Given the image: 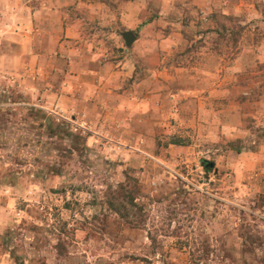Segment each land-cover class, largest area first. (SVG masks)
<instances>
[{
  "label": "rangeland",
  "instance_id": "obj_1",
  "mask_svg": "<svg viewBox=\"0 0 264 264\" xmlns=\"http://www.w3.org/2000/svg\"><path fill=\"white\" fill-rule=\"evenodd\" d=\"M40 1L0 0V264H264V0L65 6L87 56L128 65L112 88L162 93L93 119L53 99L47 40L25 48Z\"/></svg>",
  "mask_w": 264,
  "mask_h": 264
},
{
  "label": "crops",
  "instance_id": "obj_2",
  "mask_svg": "<svg viewBox=\"0 0 264 264\" xmlns=\"http://www.w3.org/2000/svg\"><path fill=\"white\" fill-rule=\"evenodd\" d=\"M81 3L82 0H41L37 6H30L29 8L31 17L38 20L36 24L38 29L36 30H39L42 37H38L39 35L37 34L32 37L29 49L25 47L27 52L34 53L33 46L36 45V42L45 43L47 40V43L50 45V54L56 52L57 55L55 56L56 62L49 60L50 66L48 68L51 71L49 75L57 80L65 77L63 90L54 95L53 99L55 101L59 100V102L68 101L67 105L68 107L70 106L71 110L78 111L84 116L92 117V119L94 116L102 115L104 109L113 115L122 116L127 114L130 107L137 106L139 113L143 112V114H146V111L148 113L153 106L152 101L155 98H160L162 95L161 92L157 91L158 89L156 91L153 90L152 93H148V90L144 92L141 90L134 91L133 86L118 89L119 87L115 85L112 88L113 83L118 84L121 75L125 74L123 68L128 65L123 66L122 62L117 60L103 62L98 52L93 49L90 51L92 56L89 57L87 56L89 53L87 54L86 51L88 49L77 46L79 44L77 39L81 38V35L85 33V19L77 16L76 18H70L67 22H63L64 12H62V9L69 5L80 6ZM16 14L17 20H21L22 16H19L18 12ZM48 14H51V17ZM15 27L19 26L16 25ZM13 40L18 41L20 44L22 43L21 38H13ZM24 42L26 44L25 40ZM64 56L66 60H69L67 61L68 64L63 62ZM49 57L48 53H36L33 59L45 58L48 60ZM79 60L85 62L81 61L80 63ZM134 70L135 65L131 64L126 74L132 77ZM146 78L147 80L136 78L134 85L140 80L141 86L145 87L147 82L151 80L148 74ZM143 81L146 83H143ZM156 82H160V80L157 78ZM65 84H68V86L65 87ZM71 85H74L76 89L72 90ZM66 90H69L71 94L65 95L64 92ZM139 94L143 96H139ZM144 95L145 98H143ZM262 192L264 193V191Z\"/></svg>",
  "mask_w": 264,
  "mask_h": 264
},
{
  "label": "water",
  "instance_id": "obj_3",
  "mask_svg": "<svg viewBox=\"0 0 264 264\" xmlns=\"http://www.w3.org/2000/svg\"><path fill=\"white\" fill-rule=\"evenodd\" d=\"M122 36H123V38H124L125 43L127 44V46L132 45L136 41V39H137L136 33L134 31H132V30L124 31L122 33Z\"/></svg>",
  "mask_w": 264,
  "mask_h": 264
},
{
  "label": "built area",
  "instance_id": "obj_4",
  "mask_svg": "<svg viewBox=\"0 0 264 264\" xmlns=\"http://www.w3.org/2000/svg\"><path fill=\"white\" fill-rule=\"evenodd\" d=\"M264 217V216H263Z\"/></svg>",
  "mask_w": 264,
  "mask_h": 264
}]
</instances>
